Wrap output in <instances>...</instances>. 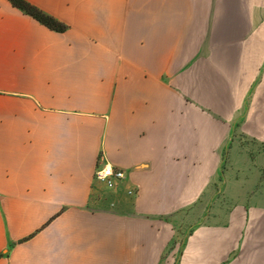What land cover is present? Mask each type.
Here are the masks:
<instances>
[{"label":"crops","instance_id":"1","mask_svg":"<svg viewBox=\"0 0 264 264\" xmlns=\"http://www.w3.org/2000/svg\"><path fill=\"white\" fill-rule=\"evenodd\" d=\"M25 1L65 29L0 0V264H264V218L167 252L220 193L228 132L264 144V0Z\"/></svg>","mask_w":264,"mask_h":264},{"label":"rangeland","instance_id":"2","mask_svg":"<svg viewBox=\"0 0 264 264\" xmlns=\"http://www.w3.org/2000/svg\"><path fill=\"white\" fill-rule=\"evenodd\" d=\"M260 21L264 22V19ZM260 61L259 72L256 77L258 81L264 71V59H260ZM256 83L257 81H254L251 86L254 88ZM251 92L252 89L249 88L238 111V113H241L235 116L237 123L244 121V114L251 102ZM235 149L238 152L236 159L232 158ZM222 155L220 193L216 192V195L212 198L211 210L205 211L204 215L196 216L192 223L184 220V218L182 219L180 215L171 218L169 221L172 222L175 233L168 243L167 252H177L182 246V241L191 235L199 224H206L208 220H211L213 225L222 223L223 218H225V226L229 229L231 222L241 217L244 221V229L256 233L254 230L256 228L251 227V221L255 218H264V209L257 211L254 209L256 206L264 208V194H262L264 192V144L246 138L240 132L230 130ZM241 157H245L246 160L242 161ZM255 167H257L256 172H254ZM250 178L253 179V186L250 184ZM240 179L243 182L241 188L244 191L243 194L238 193L240 188H238L237 183ZM224 182L226 183V192H224ZM239 246L240 240H237L235 246L228 251L225 263L240 259Z\"/></svg>","mask_w":264,"mask_h":264},{"label":"trees","instance_id":"3","mask_svg":"<svg viewBox=\"0 0 264 264\" xmlns=\"http://www.w3.org/2000/svg\"><path fill=\"white\" fill-rule=\"evenodd\" d=\"M14 7L22 11L24 14L31 16L36 21L55 32H62L65 26L54 18L44 14L25 0H8Z\"/></svg>","mask_w":264,"mask_h":264},{"label":"built area","instance_id":"4","mask_svg":"<svg viewBox=\"0 0 264 264\" xmlns=\"http://www.w3.org/2000/svg\"><path fill=\"white\" fill-rule=\"evenodd\" d=\"M94 178L102 182L106 188L113 189L124 179V172L104 165L95 170ZM127 193L131 195L133 192L128 190Z\"/></svg>","mask_w":264,"mask_h":264}]
</instances>
